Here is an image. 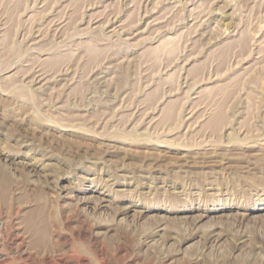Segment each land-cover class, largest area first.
Returning <instances> with one entry per match:
<instances>
[{"label": "rangeland", "instance_id": "rangeland-1", "mask_svg": "<svg viewBox=\"0 0 264 264\" xmlns=\"http://www.w3.org/2000/svg\"><path fill=\"white\" fill-rule=\"evenodd\" d=\"M0 264H264V0H0Z\"/></svg>", "mask_w": 264, "mask_h": 264}]
</instances>
